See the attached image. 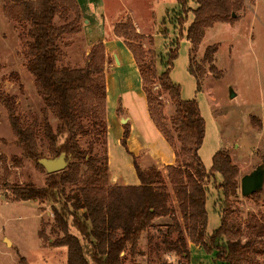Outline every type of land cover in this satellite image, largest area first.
Listing matches in <instances>:
<instances>
[{
  "label": "trees",
  "instance_id": "16d2710c",
  "mask_svg": "<svg viewBox=\"0 0 264 264\" xmlns=\"http://www.w3.org/2000/svg\"><path fill=\"white\" fill-rule=\"evenodd\" d=\"M6 14L20 23H29L28 70L35 77L46 105L58 119L53 129L45 117L42 133L51 157L63 151L68 156L65 169L48 175L45 186L27 184L16 190L22 200L61 202L53 207L52 231L61 232L56 246L67 247V264H133L134 257L147 259L146 264H190L189 241L216 252L220 264H244L253 254L263 251L258 246L264 236V223L251 220L248 231L237 225L232 217L233 202L238 196L239 168L227 151L220 150L213 157L208 170L199 154L205 136V120L195 99L183 100L181 87L170 78V71L178 55V42L167 51L165 70L157 73L143 60V48L132 44L142 39L131 20L119 22L114 34L121 38L132 52L142 79L148 113L156 128L173 147L176 163L165 166L142 167L138 156L133 165L139 185L113 184L110 180L106 123V49L103 41L91 48L84 67L58 66L60 42L65 35L81 32L82 14L77 0H3ZM190 2L196 4L193 21L186 29L187 40L193 52L203 41L205 30L217 22H227L241 8L242 0H177L178 10L171 16L182 34ZM57 15L65 23L55 24ZM71 15L73 19L70 20ZM176 18V22H175ZM217 47H207L204 63L214 68ZM190 72L201 87V74L190 57ZM154 84L159 85L156 91ZM167 98L174 105L173 114L166 111ZM5 103V101H4ZM10 120L19 144L27 158L38 160L45 155L37 142V123L23 126L6 102ZM118 112L122 113L121 106ZM90 126L105 134V152L96 154L93 147L85 149L80 137L89 133ZM130 128L125 126L121 143L127 147ZM59 138H63L58 143ZM264 164V161H263ZM221 175V182L216 176ZM218 183L220 195L215 202L221 224L212 233L207 232L206 204L210 184ZM68 188H71L68 192ZM261 191V190H260ZM259 192V191H258ZM258 192L252 194L255 196ZM175 199V200H174ZM168 219L160 237L148 236L147 251L139 248L144 231L158 228L157 219ZM75 228L78 234L70 231ZM130 252L132 259L127 260Z\"/></svg>",
  "mask_w": 264,
  "mask_h": 264
},
{
  "label": "rangeland",
  "instance_id": "374dc122",
  "mask_svg": "<svg viewBox=\"0 0 264 264\" xmlns=\"http://www.w3.org/2000/svg\"><path fill=\"white\" fill-rule=\"evenodd\" d=\"M87 1L91 17L95 16L101 25H116L129 20L133 22L136 31L143 38L132 39V44L143 48L144 62L150 64L158 74L165 70L167 51L178 42V55L170 71V78L180 85L183 100L197 101L205 120V136L199 150L205 167L210 170L214 155L223 150L230 154L239 168L240 187L233 202L232 217L237 225L243 227L245 240L248 233L247 222L257 220L264 223V186L255 196L241 194L243 176L251 173L264 161V0H242L241 8L227 22H217L212 28L205 30L203 41L195 52H191L192 45L186 37V29L193 21L192 10L196 6L194 2H190V11L181 34L177 23L171 21V16L178 10L177 0ZM103 13L105 18L102 19ZM65 22L63 15L56 16V25ZM80 25L81 32L65 35L60 42V68L84 67L88 60L91 48H88L82 30L83 18ZM29 28V23H20L10 18L4 10L3 0H0V264H67V247L54 245L62 237V233L52 231V209L54 206L60 208L62 201L22 200L16 195V190L27 184L45 186L50 173L44 167H38L34 160L24 154L13 130L6 102L13 106L14 113L23 126L37 123V142L44 157L52 158L43 138L44 118L49 120L53 129L58 125L57 117L46 105L35 77L28 70L27 50L31 40ZM108 35L110 38L114 37L111 30ZM209 46L218 48L213 69L203 61L205 50ZM122 57V64L110 69L109 110H112V100L117 102L118 108V98L122 97L128 105L130 115L146 131L144 139L152 146L162 149L159 142L163 139L159 138L164 136L161 133V137L149 116L147 106L143 105V98L137 93L141 78L136 66L130 57ZM190 57L200 74L204 71L203 76L200 75V88L196 77L190 72ZM106 58L105 75L107 67L114 65L115 61L119 63L112 54L106 53ZM153 89L156 91L159 85L154 84ZM163 100L168 114H173L174 105L166 97ZM123 119L122 122L126 123V116ZM83 122L89 133L80 137L82 147H93L96 154L103 155L106 148L105 134H101L100 127L90 126V119H84ZM147 125L157 130V135L154 131L151 134ZM118 138V131L109 126L107 148L112 160L110 170L113 174L129 177L135 171L129 170L124 160L126 148ZM62 141L63 138H59L58 143ZM138 161L142 167L156 165L162 170L165 168L146 150L138 156ZM221 180V175H217L216 182ZM216 182L210 184L206 204L208 233H212L221 224L215 205L220 195ZM70 189H67L68 192ZM168 221L164 218L157 219L158 228L144 231L139 248L147 251L148 236L151 234L160 237L159 229L165 230ZM70 231L78 234L73 227ZM258 246L263 252L253 254V258L244 264H264V236L259 239ZM132 258L128 252V263ZM146 262L145 257L136 256L133 264ZM190 264L220 262L215 251L198 246L190 251Z\"/></svg>",
  "mask_w": 264,
  "mask_h": 264
},
{
  "label": "crops",
  "instance_id": "0c3cea01",
  "mask_svg": "<svg viewBox=\"0 0 264 264\" xmlns=\"http://www.w3.org/2000/svg\"><path fill=\"white\" fill-rule=\"evenodd\" d=\"M77 1H78V5L80 8L81 14H82V18L84 19V25H83L82 30L85 33V38H86V43H87L88 48L90 49L93 47V45H95L99 41H103L105 49H106V53H108V55L112 54L115 58H117V60H119L118 61L119 63H116V61H115L114 65L106 68V90H107L106 123H107V132H108L109 126L111 127V129L114 128L116 131H118V133H119L118 140L121 142L123 139V136H124L125 126L126 125L129 126L130 134L126 140L127 147H126L125 152H124L125 153L124 160L127 163L129 170L135 171V172H133V175L129 176V177H131V179L129 180L128 179L129 177H125V176L123 177L122 175H118L117 173L113 174L112 171L110 170V180L113 184L122 183L123 185H139L140 180L136 174V170H135L134 165H133V155L139 156L144 150H146L149 153V155L153 159H155L158 163L167 166V165H172V164L176 163V155H175L174 149L164 137L159 138V139H163L162 142L158 141L161 144L162 149H159L158 147L156 148V147L152 146L151 143L146 141L144 139L145 138L144 134H147L146 131H144V129L138 125L136 119L130 115V113H129L130 110L128 108V105H127L126 101H123L122 97L118 98L119 107L121 106L122 113L120 114L118 112L119 107L117 108V105H116L117 102L114 100H112V102H111L112 110L111 111L109 110L110 97H109L108 92L111 88H110L108 78H109V74H110V69L115 67L116 65L122 64V59H123L122 56H124L125 59H127V57H130L132 63L135 64L136 71L138 73H139V69H138L136 61H135L134 56H133L132 52L130 51V49L127 47V45L125 44V42L121 38L117 37L114 34L115 25H110L111 27L105 26L104 23H103V25H101L95 16L91 17L92 15H90L89 10H88L89 1H87V0H81V1L77 0ZM95 1H97V0H95ZM88 16H90V19H87ZM101 18L102 19L105 18V13H103L101 15ZM109 30L112 31V34L114 37H111V38L109 37V35H108ZM123 53H124V55H122ZM139 76H140V73H139ZM140 78H141V76H140ZM137 93H138L140 98H143V105L147 106V108H148L146 96H145L144 91H143L142 79L140 80V84H139V88H138ZM123 116H126V121H127L126 123L122 122ZM147 126H148V129L150 130V133L151 132L153 133V131H154L155 135H157V133L155 131H157L158 129L154 130L151 125H147ZM160 134H161V132H160ZM161 137H162V134H161ZM156 138H158V137L156 136ZM107 145H108V139H107ZM108 157H109V168H110L112 160H111V154L109 153V148H108ZM198 246H200V245H197V244L189 241L190 251L194 247H198Z\"/></svg>",
  "mask_w": 264,
  "mask_h": 264
},
{
  "label": "water",
  "instance_id": "95a60500",
  "mask_svg": "<svg viewBox=\"0 0 264 264\" xmlns=\"http://www.w3.org/2000/svg\"><path fill=\"white\" fill-rule=\"evenodd\" d=\"M38 163L42 165L48 173L58 172L66 168L68 164V156L66 152L63 151L58 157H42L38 160ZM263 186L264 164H261L251 173L243 176L241 180V194L243 196H250L262 190Z\"/></svg>",
  "mask_w": 264,
  "mask_h": 264
}]
</instances>
